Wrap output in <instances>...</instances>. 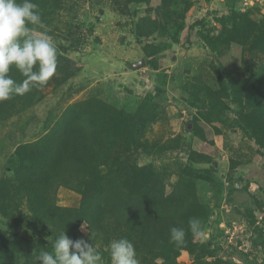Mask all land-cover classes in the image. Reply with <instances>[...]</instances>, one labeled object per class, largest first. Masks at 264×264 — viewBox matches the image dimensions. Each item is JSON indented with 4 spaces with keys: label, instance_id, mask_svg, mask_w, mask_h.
Returning <instances> with one entry per match:
<instances>
[{
    "label": "rangeland",
    "instance_id": "374dc122",
    "mask_svg": "<svg viewBox=\"0 0 264 264\" xmlns=\"http://www.w3.org/2000/svg\"><path fill=\"white\" fill-rule=\"evenodd\" d=\"M162 1L32 0L44 24L34 31L53 39L57 66L45 84L14 95L0 118V264H38L63 233L33 227L13 162L19 147L37 143L66 112L93 132L97 148L120 155V167L151 168L164 197L184 202V216L201 221L200 236L187 245L169 241L165 259L153 264H264V146L237 125L236 114L226 117L223 107L240 110L241 97L234 105L219 82L225 70L239 83L254 78L264 68V47L208 42L222 30L220 18L233 12L259 24L264 3L179 0L173 10ZM9 75L25 79L14 66ZM245 101L254 111L255 103ZM113 118L120 124L114 135ZM121 190L143 195L126 183ZM53 196L64 209L82 202L66 186H56ZM78 234L87 241L88 224Z\"/></svg>",
    "mask_w": 264,
    "mask_h": 264
},
{
    "label": "trees",
    "instance_id": "16d2710c",
    "mask_svg": "<svg viewBox=\"0 0 264 264\" xmlns=\"http://www.w3.org/2000/svg\"><path fill=\"white\" fill-rule=\"evenodd\" d=\"M168 1L173 10L179 9V0ZM220 19L222 30L208 37V42H229L243 50L250 47L251 51L264 47V19L258 24L237 12ZM184 27V23L178 27L172 39L174 43ZM253 77L255 79L239 83L225 70L219 74L220 90L224 97L234 100V105L236 98L241 97V109L235 106L230 110L224 106V114L226 117L229 113L236 114L237 125L247 131L250 139L264 146V100L257 101L264 98V68ZM245 97L249 103H255L254 111L248 112ZM10 102V99L0 102V118ZM82 122L78 116L66 112L45 137L35 144L19 147L16 152L15 174L25 187L36 231L41 227L45 234L61 230L75 241L80 239L79 227L88 224L86 240L101 254V264L111 263L108 245L121 238L132 242L140 264L165 259L164 246L170 241L169 230L173 226L183 228L186 233L183 244L190 243L194 235L186 223L193 217L184 216L185 203L176 204L164 197L162 183L155 175H150L151 168H138L133 164L120 167V155L111 157L97 148L91 139L93 132L83 127ZM113 127L114 135L118 133L116 127H120L118 119L113 118ZM143 154L146 155L143 150L139 152ZM122 183L129 189L143 190V195L136 198L125 194L121 190ZM58 185L78 191L82 195L81 205L64 209L50 201Z\"/></svg>",
    "mask_w": 264,
    "mask_h": 264
},
{
    "label": "clouds",
    "instance_id": "9594fccd",
    "mask_svg": "<svg viewBox=\"0 0 264 264\" xmlns=\"http://www.w3.org/2000/svg\"><path fill=\"white\" fill-rule=\"evenodd\" d=\"M38 8L32 0H0V102L45 84L56 70L53 39L46 31H34L44 28ZM13 66L25 77L19 83L9 75ZM188 224L193 235L202 234L199 219L192 218ZM169 233L170 242L177 246L184 243L183 228L173 226ZM108 250L111 264H140L134 245L126 238L111 241ZM101 260L92 244L84 239L74 241L65 232L52 242V251L37 256L38 264H101Z\"/></svg>",
    "mask_w": 264,
    "mask_h": 264
},
{
    "label": "built area",
    "instance_id": "2783aa9c",
    "mask_svg": "<svg viewBox=\"0 0 264 264\" xmlns=\"http://www.w3.org/2000/svg\"><path fill=\"white\" fill-rule=\"evenodd\" d=\"M250 3H253L252 5H256L257 3H260V2H263L264 3V0H243V4L247 7L251 6L248 2ZM249 4V5H248Z\"/></svg>",
    "mask_w": 264,
    "mask_h": 264
},
{
    "label": "water",
    "instance_id": "95a60500",
    "mask_svg": "<svg viewBox=\"0 0 264 264\" xmlns=\"http://www.w3.org/2000/svg\"><path fill=\"white\" fill-rule=\"evenodd\" d=\"M145 64V62L144 61H141V62H139V63H137V67H140L141 65H144Z\"/></svg>",
    "mask_w": 264,
    "mask_h": 264
}]
</instances>
